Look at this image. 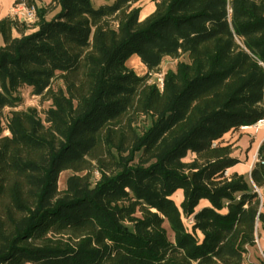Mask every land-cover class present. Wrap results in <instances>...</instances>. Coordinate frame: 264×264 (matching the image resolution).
<instances>
[{
	"label": "trees",
	"instance_id": "16d2710c",
	"mask_svg": "<svg viewBox=\"0 0 264 264\" xmlns=\"http://www.w3.org/2000/svg\"><path fill=\"white\" fill-rule=\"evenodd\" d=\"M96 1L0 18V264H245L264 204L224 136L264 118V0Z\"/></svg>",
	"mask_w": 264,
	"mask_h": 264
},
{
	"label": "crops",
	"instance_id": "0c3cea01",
	"mask_svg": "<svg viewBox=\"0 0 264 264\" xmlns=\"http://www.w3.org/2000/svg\"><path fill=\"white\" fill-rule=\"evenodd\" d=\"M17 0H0V18L11 16V8ZM38 8H48L52 0H35ZM155 9V1L151 3L149 9L145 12H141V18H145ZM59 7L50 9L46 18L51 19L58 11ZM36 27L31 28L28 32L35 31ZM134 55L132 57H136ZM131 57V58H132ZM138 57V56H137ZM175 69V68H171ZM225 143L232 144L234 148V156H237L240 160L239 162L229 168V175L234 173L244 175L252 187H257L252 180L251 171L254 168L256 161L255 157L259 156V150L264 142V126L260 128H254L253 126H247L245 128H239L232 130L224 136ZM264 154V153H263ZM178 192V191H177ZM262 202L264 204V185L261 186L259 192ZM179 196L181 197L180 193ZM264 211V206H263ZM258 250L257 248H251L247 254L245 264H261L256 261V257L259 259L261 254L264 258V230L261 229L260 234L258 235ZM261 261V259H260Z\"/></svg>",
	"mask_w": 264,
	"mask_h": 264
},
{
	"label": "rangeland",
	"instance_id": "374dc122",
	"mask_svg": "<svg viewBox=\"0 0 264 264\" xmlns=\"http://www.w3.org/2000/svg\"><path fill=\"white\" fill-rule=\"evenodd\" d=\"M153 1L154 0H140L136 5L141 6V8H142L141 12L145 13L149 9V6L151 5V3ZM112 2H113V0H110V3H112ZM95 5L99 6L100 2L95 0ZM186 58L187 57H182V59H185V60H186ZM127 64L130 68L134 69L140 75H144L147 73L146 66L142 63L140 58L137 56L130 58ZM176 64H177V59H173L171 57H166L160 66V71L155 72V73H151L149 81L152 83L157 82L160 73H165L168 69L175 68ZM55 84L59 85L60 81H56ZM19 95L22 99L21 100V104H22L21 107L22 108H26L28 106H37L42 111H44V109H46L49 105L47 102L41 101V99L39 97L34 96L31 93L30 89L26 86H23L20 88ZM7 111L8 110H6L4 113L7 114L8 113ZM5 114H3L4 116H3V122L2 123H4L6 120ZM189 158H192V156L190 155ZM71 174H72V171H70V170L63 171L60 174V177H59V189L60 190H64L66 188V180ZM258 188L261 189V187H258ZM205 204H206V202L202 201L199 208H201ZM167 229H168L169 237L171 239H173V234H172L171 230L168 228V226H167ZM257 240H258V238H257ZM257 250H258V248H257ZM260 259H262L261 254L259 256V259L256 257V261L261 263Z\"/></svg>",
	"mask_w": 264,
	"mask_h": 264
},
{
	"label": "built area",
	"instance_id": "2783aa9c",
	"mask_svg": "<svg viewBox=\"0 0 264 264\" xmlns=\"http://www.w3.org/2000/svg\"><path fill=\"white\" fill-rule=\"evenodd\" d=\"M11 17L14 19H17L21 22L26 23L29 26H33L38 21V12H37V6L36 5H28L26 2L21 1L18 3H15L11 8ZM160 88L163 87L164 84V73L159 74L158 81L156 82ZM254 128H260L264 126V118L260 119L257 123L252 125ZM245 128V127H242ZM8 133V131L6 132ZM256 163L259 162L261 164H264V159L261 157L256 156L255 157ZM226 175L229 176V170L225 172ZM256 190L260 192V189L256 187Z\"/></svg>",
	"mask_w": 264,
	"mask_h": 264
},
{
	"label": "bare ground",
	"instance_id": "6f19581e",
	"mask_svg": "<svg viewBox=\"0 0 264 264\" xmlns=\"http://www.w3.org/2000/svg\"><path fill=\"white\" fill-rule=\"evenodd\" d=\"M179 193L181 195V197L179 196ZM173 198L175 199V201L180 204L181 201L183 200V191L180 189L178 190V192H176L174 195H173ZM207 204H209L208 201H206Z\"/></svg>",
	"mask_w": 264,
	"mask_h": 264
}]
</instances>
